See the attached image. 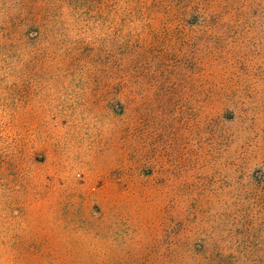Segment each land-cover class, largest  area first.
<instances>
[{
	"label": "rangeland",
	"instance_id": "374dc122",
	"mask_svg": "<svg viewBox=\"0 0 264 264\" xmlns=\"http://www.w3.org/2000/svg\"><path fill=\"white\" fill-rule=\"evenodd\" d=\"M0 264H264V0H0Z\"/></svg>",
	"mask_w": 264,
	"mask_h": 264
}]
</instances>
